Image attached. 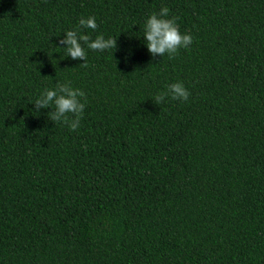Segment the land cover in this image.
<instances>
[{
	"label": "trees",
	"instance_id": "1",
	"mask_svg": "<svg viewBox=\"0 0 264 264\" xmlns=\"http://www.w3.org/2000/svg\"><path fill=\"white\" fill-rule=\"evenodd\" d=\"M161 6L171 58L142 42ZM88 15L116 45L81 64L57 46ZM56 81L76 130L33 111ZM0 264H264V0H0Z\"/></svg>",
	"mask_w": 264,
	"mask_h": 264
},
{
	"label": "clouds",
	"instance_id": "2",
	"mask_svg": "<svg viewBox=\"0 0 264 264\" xmlns=\"http://www.w3.org/2000/svg\"><path fill=\"white\" fill-rule=\"evenodd\" d=\"M97 28L96 19L92 15L81 16L78 20V26L63 31L60 44L64 54L72 59L81 58L85 64V45L92 50H114L116 38L105 37L103 34H97L94 38L81 29L95 30ZM143 44L147 51L155 56L168 55L172 57L178 48H187L192 43V36L188 31L181 32L176 19L169 16V9L161 6L159 11L149 13L143 21ZM113 52V51H112ZM188 90L183 82L177 80L165 86V90L152 97L155 104L159 105L165 102V97L185 101L188 98ZM84 92L71 86L69 82H55V86L44 88L40 94L31 101L33 111L38 112L42 108L52 109L47 113L48 118L53 122L65 123L68 129L76 130L80 126L81 117L85 103L81 100ZM68 114H71L69 119Z\"/></svg>",
	"mask_w": 264,
	"mask_h": 264
}]
</instances>
